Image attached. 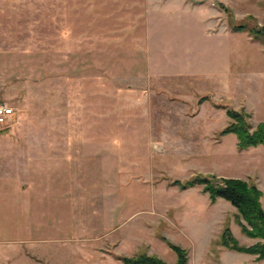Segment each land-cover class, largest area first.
Here are the masks:
<instances>
[{"label":"rangeland","instance_id":"1","mask_svg":"<svg viewBox=\"0 0 264 264\" xmlns=\"http://www.w3.org/2000/svg\"><path fill=\"white\" fill-rule=\"evenodd\" d=\"M130 1L0 0V264H175L163 237L188 264H264L219 244L257 241L229 201L173 183L244 178L264 207V145L218 134L225 106L264 121V46L224 9L264 25V0Z\"/></svg>","mask_w":264,"mask_h":264},{"label":"trees","instance_id":"2","mask_svg":"<svg viewBox=\"0 0 264 264\" xmlns=\"http://www.w3.org/2000/svg\"><path fill=\"white\" fill-rule=\"evenodd\" d=\"M224 9L231 17L233 31H247L254 40L261 41L264 46V25L250 24L249 20H253L251 16L244 22L235 21L231 9ZM205 99L206 96L200 101ZM225 109L230 120L219 131V136L235 134L239 150L264 145V121L253 128L249 120L251 114L245 109L229 106H225ZM173 183L182 189L201 185L203 192L209 195L211 203H216L219 198L229 201L236 209L235 217L242 232L257 241L251 245L241 244L233 235L230 225L226 224L220 234L219 244L230 250L256 255L257 260L264 258V207L261 202L263 192L256 183L240 177H220L215 173H198L185 181L176 179ZM163 239L176 254L175 264H188L189 251L165 237ZM119 259L123 264H169L158 255L147 252L119 256Z\"/></svg>","mask_w":264,"mask_h":264},{"label":"crops","instance_id":"3","mask_svg":"<svg viewBox=\"0 0 264 264\" xmlns=\"http://www.w3.org/2000/svg\"><path fill=\"white\" fill-rule=\"evenodd\" d=\"M175 0H146V4H147V6H148V8L149 7H151V8H153L154 9V7L155 6H163L164 4H166V5H168V4H170V3H173ZM188 1L189 0H179V2H180V4L181 5H185V4H187L188 3ZM131 2V1H130ZM145 2V0L143 1H141V0H136V1H133L132 0V2H131V4H134V3H138V5H140V3H144ZM150 8V9H151ZM148 20H150V19H148ZM153 33V32H152ZM216 35H218V33H216ZM152 37H153V34H152ZM152 50V49H151ZM153 51V50H152ZM154 52V51H153Z\"/></svg>","mask_w":264,"mask_h":264},{"label":"built area","instance_id":"4","mask_svg":"<svg viewBox=\"0 0 264 264\" xmlns=\"http://www.w3.org/2000/svg\"><path fill=\"white\" fill-rule=\"evenodd\" d=\"M12 113V109L6 108L5 106H0V122H3L5 120V117Z\"/></svg>","mask_w":264,"mask_h":264}]
</instances>
